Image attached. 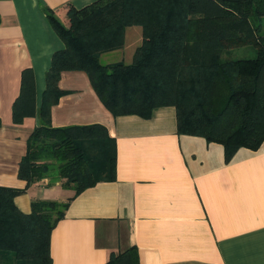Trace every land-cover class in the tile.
Here are the masks:
<instances>
[{
  "label": "crops",
  "instance_id": "crops-1",
  "mask_svg": "<svg viewBox=\"0 0 264 264\" xmlns=\"http://www.w3.org/2000/svg\"><path fill=\"white\" fill-rule=\"evenodd\" d=\"M97 1L0 0V187L19 191L14 203L23 214H31L36 201L68 202L51 235L52 264H107L131 247L139 264H264V142L228 161L222 144L180 134L173 106L154 109L148 119L116 117L85 71L61 74L64 94L51 107V124L106 127L116 149L115 179L76 195L64 180L28 184L19 177L40 125L38 113L14 121L22 72L34 71L39 112L53 57L66 48L48 13ZM142 42V27H128L124 47L103 54L117 60L107 64H131ZM0 264L16 263L9 255Z\"/></svg>",
  "mask_w": 264,
  "mask_h": 264
},
{
  "label": "trees",
  "instance_id": "trees-1",
  "mask_svg": "<svg viewBox=\"0 0 264 264\" xmlns=\"http://www.w3.org/2000/svg\"><path fill=\"white\" fill-rule=\"evenodd\" d=\"M48 13L66 48L47 73L37 112L33 69L23 70L13 104L16 124L37 113L19 177L29 183L64 180L79 194L115 179L114 140L102 125L54 128L51 107L64 92L65 71H85L114 116L150 118L154 109L176 108L178 132L222 144L229 161L241 148L264 142V0H98L84 9L68 5ZM140 26L143 42L131 64H105V53L125 45L126 29ZM253 46L255 59L224 60L229 51ZM52 181V184L57 183ZM19 191L0 187V257L16 264H52L51 235L68 202L36 201L31 214L14 203ZM107 264H139L136 247Z\"/></svg>",
  "mask_w": 264,
  "mask_h": 264
},
{
  "label": "rangeland",
  "instance_id": "rangeland-1",
  "mask_svg": "<svg viewBox=\"0 0 264 264\" xmlns=\"http://www.w3.org/2000/svg\"><path fill=\"white\" fill-rule=\"evenodd\" d=\"M131 49H133V47L128 42L126 50L127 51H131ZM117 54H115V56H118ZM257 56H258V52H257V49L255 47H253V46H245V47L235 48V49L229 51V53L228 52L225 53L224 54V60H227V59H232V60L255 59V58H257ZM101 60L105 64L117 61L114 58V55H107V56L106 55H102ZM119 60L122 61V58L120 57ZM125 63H129L128 60H125ZM57 180H59V179H57ZM57 180H54V181H57ZM52 181H53L52 179H49L50 183H52Z\"/></svg>",
  "mask_w": 264,
  "mask_h": 264
}]
</instances>
